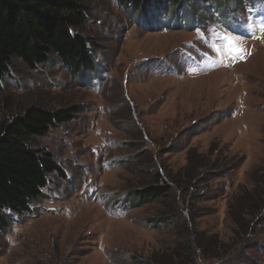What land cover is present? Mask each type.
Segmentation results:
<instances>
[{
    "label": "rangeland",
    "instance_id": "obj_1",
    "mask_svg": "<svg viewBox=\"0 0 264 264\" xmlns=\"http://www.w3.org/2000/svg\"><path fill=\"white\" fill-rule=\"evenodd\" d=\"M185 3L144 15L92 0L83 30L97 46L92 72L70 73L55 57L35 70L13 61L0 123L32 105L82 112L31 139L64 178L50 176L30 212L0 232V264H170L168 251L191 227L230 244L223 258L195 251L194 264H264V215L246 219L252 230L236 243L241 229L226 214L264 170V0ZM217 33L232 34L242 52L217 46ZM192 150L223 174L138 200L157 173L181 171Z\"/></svg>",
    "mask_w": 264,
    "mask_h": 264
},
{
    "label": "trees",
    "instance_id": "obj_2",
    "mask_svg": "<svg viewBox=\"0 0 264 264\" xmlns=\"http://www.w3.org/2000/svg\"><path fill=\"white\" fill-rule=\"evenodd\" d=\"M91 1L0 0V92L2 80L9 74L14 60L35 70L49 64L55 57L70 73L92 72L97 46L83 31ZM120 1L127 12L144 15L161 10V6L169 12H177L186 4V0ZM195 1L190 0L193 4ZM211 1L221 6V0ZM80 112L82 110L77 106L49 110L32 105L21 114L0 123V232L10 227L14 216L30 212V206L42 198L50 176L64 178L63 169L54 156L33 148L31 139L44 137L51 129L72 121ZM223 167L221 163L207 160L204 155L192 150L181 170L182 176L181 171L175 175L167 172L164 176L157 173L154 178L157 184L146 187L136 197L141 201H150L166 198L175 188L187 191L197 182H204L206 171L220 177ZM263 173L264 170L253 172L251 189H243L233 195L234 202L227 206V217L241 229L232 237L236 243L252 230L251 227L243 229V222L246 219L253 222L264 215ZM192 229L178 234V242L168 251L170 264H194L195 251L202 257H209L208 252L213 249L212 258L229 255L225 248L230 244L222 242L217 236L197 237ZM150 261L160 263L157 258Z\"/></svg>",
    "mask_w": 264,
    "mask_h": 264
}]
</instances>
